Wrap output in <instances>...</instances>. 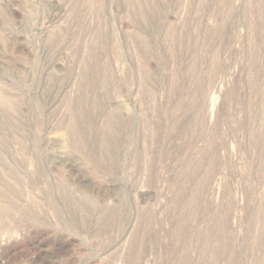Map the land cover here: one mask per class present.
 <instances>
[{
  "label": "rangeland",
  "instance_id": "rangeland-1",
  "mask_svg": "<svg viewBox=\"0 0 264 264\" xmlns=\"http://www.w3.org/2000/svg\"><path fill=\"white\" fill-rule=\"evenodd\" d=\"M0 264H264V0H0Z\"/></svg>",
  "mask_w": 264,
  "mask_h": 264
}]
</instances>
